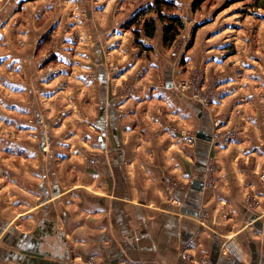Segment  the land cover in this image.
<instances>
[{"label":"crops","instance_id":"crops-1","mask_svg":"<svg viewBox=\"0 0 264 264\" xmlns=\"http://www.w3.org/2000/svg\"><path fill=\"white\" fill-rule=\"evenodd\" d=\"M86 8L55 15L53 0H0V195L20 190L8 194L20 201L0 204V264H187L183 251L250 264V242L261 263L262 229L251 220H264V78L249 55L258 19L216 15L173 68L159 54L161 31L143 58L122 28L133 13ZM73 66L85 74L56 76ZM236 125L231 141L202 139ZM51 146L58 154L45 153ZM230 235L243 261L219 256Z\"/></svg>","mask_w":264,"mask_h":264},{"label":"rangeland","instance_id":"rangeland-1","mask_svg":"<svg viewBox=\"0 0 264 264\" xmlns=\"http://www.w3.org/2000/svg\"><path fill=\"white\" fill-rule=\"evenodd\" d=\"M96 1L98 2V6H96L95 4ZM123 1L125 0H122V2ZM164 1L173 4V6L170 9V14L178 16L180 20L185 19L184 24L182 25V29L180 30V33L177 36L172 47L167 50L163 48L162 46V51L159 53L160 56H162V58L167 61L168 67L179 68L185 65L184 55L190 50V49L186 50V47L191 41L192 31L194 28L198 29V28H201L203 26H206L212 23L216 15H243V16L247 15L248 17H251L252 19H258L257 22L262 27V32L260 33L261 37L259 36L260 39L255 42L254 44L255 47L253 48L252 46L253 50L250 49L252 53L249 52V55H252L253 59H257L259 63L262 64V67L259 69V72L261 76L264 78V0H207L206 2L202 3L199 9H197L196 11L192 10V4L195 0H164ZM117 2L115 3V1H112V0H100V1L99 0H53V4H54L53 11H55L54 12L55 15H62V13H65L64 15H89L86 12L87 11L86 7H89V9L91 7L92 11L94 10L96 12V15H99V14L100 15L102 14L103 15H120L121 13L125 15H131L133 13L132 15H134L140 9L146 7L147 5L153 4L154 0H127V2L124 4L126 6L120 10L118 9L120 5H122L120 3L121 0H118ZM126 7H127V10H126ZM51 9H52V6H51ZM150 15H153V14H150ZM152 17H155V16L153 15ZM157 31H161V24L159 22H156L155 35ZM130 35L132 36V39H133V35L131 32H130ZM72 39H73L72 44H76L75 42H77L76 40L78 39V37L73 36ZM49 40H51V37L49 38ZM140 41L142 45L149 47L148 43H150V41L148 39L143 37L140 39ZM56 42H58L57 38H56ZM153 42L154 41H152V43ZM243 42H246V39H244ZM247 42L249 43V41ZM249 44L253 45L252 42H250ZM133 46H134V42H133ZM234 47L235 46H231V49H234ZM172 52L176 54L178 53L177 59L172 57ZM73 54L74 56H77L78 59L79 58L81 59L79 60L80 62L83 60L82 55L84 53L79 52V54L77 53H73ZM147 54L148 52L144 54L143 58H149V55ZM253 55H256V56L254 57ZM61 57H58V55H53L49 58V61H53L55 64H58L59 60L60 61L63 60ZM248 59H250V57ZM173 61H175V63H173ZM81 66L79 67L73 66L71 68H64L61 71H56V76L63 75V73L66 75L68 72V69H69L70 74H77V73L85 74L86 69H84L83 67L81 68ZM258 87H260L258 90V93H261L262 95L261 100L264 101L263 100L264 99V79H262V83H260L259 86H257V88ZM61 103H62V100L57 97L55 101L56 109L60 107ZM73 103L76 104V100L73 101ZM261 108H262V104H261ZM261 108L258 107L259 111L262 113ZM75 118H76L77 123L81 122V120H79L80 119L79 116H76ZM260 119L264 123V117H260ZM53 121H54V124L56 125L61 122L60 111L56 110V116L54 117ZM54 133L57 134L58 132L54 131ZM59 134H62V132H59ZM256 150L264 154V145L260 146V148ZM45 153L58 154V149H53L52 146L47 147V150ZM262 168H264V166H262ZM257 171H259L258 174H260L261 169ZM15 192H20V190L18 188L15 189L14 187V188H11L10 192L8 191L7 194L3 193L2 195H0V204L3 205V204H6V202L9 204H13V203H17L18 201H20V200H9L8 196L10 195L8 194H13ZM8 213L11 216L15 215L14 211L13 212L9 211ZM256 236L258 237V234ZM258 239L260 238L258 237Z\"/></svg>","mask_w":264,"mask_h":264},{"label":"trees","instance_id":"trees-1","mask_svg":"<svg viewBox=\"0 0 264 264\" xmlns=\"http://www.w3.org/2000/svg\"><path fill=\"white\" fill-rule=\"evenodd\" d=\"M206 1L207 0H195L192 4V10L196 11L199 9L200 5ZM172 6V3L164 0H154L153 4L147 5L137 11L132 18L124 24L123 29L132 33L134 47L139 49L140 52H149L152 50L150 47L142 45L140 39L144 37L152 40L154 38L156 22L161 24V43L163 48L168 50L172 47L182 29L180 18L176 15L170 14ZM150 14H153L155 17H152L153 15ZM196 31L197 28H194L191 41L187 45L186 50H189L192 47Z\"/></svg>","mask_w":264,"mask_h":264},{"label":"built area","instance_id":"built-area-1","mask_svg":"<svg viewBox=\"0 0 264 264\" xmlns=\"http://www.w3.org/2000/svg\"><path fill=\"white\" fill-rule=\"evenodd\" d=\"M185 19L181 20L182 25L184 24ZM172 57L176 58L178 57V53H174L172 52ZM187 87L188 85L185 83H181L180 85L177 86V89L180 92H185L187 91ZM174 89L175 86H174ZM239 112L236 111L235 114H238ZM218 124L214 123V127L217 128ZM236 126H234L232 129L225 131V132H215L212 137H211V141L213 143H218V142H228L231 141L233 139L234 134L236 133ZM187 142L189 144H192V140L191 139H187ZM260 181L262 183H264V173H262L260 175ZM229 214L225 213L224 214V218H229L228 217ZM205 217V216H204ZM211 233L215 234V232L212 229H208ZM234 235H230V236H222V242L220 244V249H219V256L221 258H231L234 257L237 260H240L242 257L241 255H236V253L234 252V250L231 248L230 246V242L233 239ZM180 258L181 260H183L184 262H186L187 264H214L211 263L207 257V254L205 252H203L201 254V256L197 259V260H193L186 252H181L180 253ZM96 260L94 258H90L87 261L84 262H78L76 264H95ZM114 264H150L148 262L142 261V260H130V259H126V260H121V261H117ZM216 264V263H215Z\"/></svg>","mask_w":264,"mask_h":264},{"label":"flooded vegetation","instance_id":"flooded-vegetation-1","mask_svg":"<svg viewBox=\"0 0 264 264\" xmlns=\"http://www.w3.org/2000/svg\"><path fill=\"white\" fill-rule=\"evenodd\" d=\"M261 221L259 220V217H256V221L254 223L255 225L253 224V227L255 226L254 228H256V229H262V239L264 241V231H263L264 220L262 222ZM247 249H248L247 254H248V257H249L250 264H264V259H263V261L261 263H259L258 255H257V253L255 251L257 249L255 243H253V242L248 243L247 244ZM246 257L247 256H245V258ZM235 261H237V259ZM238 261H243V259H240Z\"/></svg>","mask_w":264,"mask_h":264},{"label":"water","instance_id":"water-1","mask_svg":"<svg viewBox=\"0 0 264 264\" xmlns=\"http://www.w3.org/2000/svg\"><path fill=\"white\" fill-rule=\"evenodd\" d=\"M196 138L198 139H201L200 138V135H197L196 136ZM205 138H207L206 140L207 141H211V137H203L202 139H205ZM252 222H254L255 220H256V217H252ZM33 264H54V263H52V262H46V261H41V260H30ZM55 264H57V263H55Z\"/></svg>","mask_w":264,"mask_h":264}]
</instances>
